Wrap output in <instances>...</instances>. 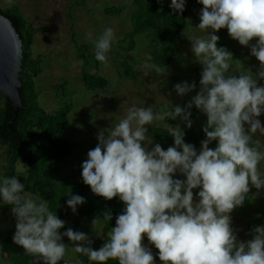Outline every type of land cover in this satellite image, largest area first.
<instances>
[{"label":"clouds","instance_id":"1","mask_svg":"<svg viewBox=\"0 0 264 264\" xmlns=\"http://www.w3.org/2000/svg\"><path fill=\"white\" fill-rule=\"evenodd\" d=\"M186 3L171 0L170 8L182 16ZM198 3L203 8L196 29L204 35L187 36L196 62L203 66L197 95L184 107L170 102L160 111L133 104L110 129L99 132V143L82 164L83 182L94 194L109 201L118 197L125 204L103 246L94 249L90 235L72 228L61 233L65 221L50 210L49 201L26 192L18 176L0 177V201L11 206L16 219L13 242L32 257V264H60L69 248L94 264H156L152 248L143 243L145 236L159 250L162 264H264V226L254 227L252 239L245 242L236 234L231 215L244 205L251 188L264 190V142L259 139L264 136L259 119L264 115V85L259 84L264 80V0ZM225 28L242 46L255 40L251 55L260 62L255 74L239 71L241 62L218 46L215 33ZM116 39L111 27L97 38L98 62L107 63ZM174 90L183 97L196 90V83H177ZM193 106L207 117V139L199 152L185 142L181 127H193ZM177 119L181 123L175 126L164 124L174 146H152L149 127ZM214 141L215 148H210ZM177 174L186 179L175 178ZM66 203L75 214L86 200L71 195ZM112 219L111 210L93 219L97 237Z\"/></svg>","mask_w":264,"mask_h":264},{"label":"rangeland","instance_id":"2","mask_svg":"<svg viewBox=\"0 0 264 264\" xmlns=\"http://www.w3.org/2000/svg\"><path fill=\"white\" fill-rule=\"evenodd\" d=\"M162 1L171 2V0ZM114 6L123 9L119 15L110 16L104 13L105 8ZM0 8H18L28 22L35 27L47 29L45 33L38 31L34 34L32 46V53L43 58L40 65L41 74L35 78L39 106L51 111L65 105V102L72 105L67 137L76 149L69 159L59 165L58 172L47 169L46 174L52 178L60 177L70 182L84 183L82 164L87 160L88 152L99 143L97 139L99 132L110 129L115 122L127 114L128 108L133 104L138 107L153 106L154 111L170 107V102L173 106L184 107L200 90L199 81L203 66L196 62L191 51V42L187 37L204 35L196 29L200 23L199 17L203 8L198 0H187L186 29L177 40L178 55L173 64L164 70H157L151 65L150 56L153 48H149L144 34L136 35L133 38L134 49H128L130 39H126L125 35L132 31L131 17L136 9L132 0H11V2L0 0ZM108 27L114 29L117 39L108 53L107 63L96 61L95 53H90L89 50L80 53L72 41L73 39L78 44L95 46L97 38ZM215 34L220 37L218 46L227 48L233 53L234 59L241 62L239 71L251 70L254 74L258 71L260 62L251 55V44H254L255 40L245 47L232 39L226 28ZM123 64H130L133 67L135 78L129 79L122 75ZM96 71L108 84L105 88L91 91L84 87L81 76L83 72L95 73ZM232 74L239 75L235 69H232ZM171 77L182 78L189 84L195 82L196 90L183 97L177 93L170 94L168 87L163 85V81ZM64 82L67 83L65 97L57 93V85ZM259 84L264 85V80H260ZM2 100L3 97L0 94V102ZM198 112L205 115L193 106L191 114ZM259 119L264 125V115H261ZM175 122L181 123L179 119ZM166 123L169 121L158 122L155 128L149 127L148 135L153 140L152 146L157 143L153 131L156 128L167 131L164 127ZM204 126L205 121L199 118L193 121L191 129L181 124L184 131H200ZM259 139L264 142V136ZM201 147L202 145L197 149L198 152ZM209 147L211 148L210 145ZM2 168L3 161H0V177L3 175ZM260 169L264 171V162L261 163ZM24 171L23 164L20 162L17 166V178L21 183H23ZM175 178L186 179L179 174ZM31 196L39 198L33 194ZM0 204L4 205L2 201ZM90 206L93 210H99V204L94 198L90 199ZM231 215L232 226L236 229L239 239L245 242L252 239L248 226L253 218L264 215V190L258 192L254 187L251 188L244 205L234 209ZM92 221L84 219L79 231L90 235L93 240L92 247L98 250L103 245L94 244V241L103 238L105 223L99 229L101 237H97L93 232ZM10 228L11 215L0 212V264H11L1 259V245ZM64 243L72 246L69 240ZM143 243L152 248L157 264L154 245L150 244L146 236ZM65 261L67 264H78V254L69 248L64 261L60 264H65ZM29 264H32L31 256ZM89 264L94 262L89 261ZM108 264H117V262L109 261Z\"/></svg>","mask_w":264,"mask_h":264},{"label":"trees","instance_id":"3","mask_svg":"<svg viewBox=\"0 0 264 264\" xmlns=\"http://www.w3.org/2000/svg\"><path fill=\"white\" fill-rule=\"evenodd\" d=\"M136 7L131 17L132 31L127 33L126 39H130L128 49L133 50L135 44L133 38L138 34H144L149 48L152 47L150 63L158 70L169 68L176 60L178 55V37L186 29V13L180 16L173 13L170 8L171 2L165 3L162 0H132ZM121 7H109L104 9V13L110 16L119 15L122 12ZM0 12L8 18L23 41V65L21 72L20 94L25 107L16 120L12 112L11 105L3 97L0 102V161H3L2 177L17 176V166L20 162L24 168L25 191L38 196L42 200L49 201V208L58 217L65 221V227L61 233L68 228L79 231L81 222L84 219L93 220L106 210H111L113 219L105 223L104 236L100 240L94 241V244H104L107 239L106 233L111 227L116 226V218L122 214L125 205L119 198L109 201L103 197L94 194L90 186L85 183L70 182L63 178H52L46 174L47 169L58 172L59 165L69 159L76 147L67 137L69 126V117L72 111V105L65 102V105L59 106L55 110H44L38 104L39 93L36 90L35 78L41 74L42 56H35L32 53L34 44V34L38 31L46 32L44 27H35L28 22L18 8L1 9ZM77 50L80 53L89 50L95 53V46H87L76 43ZM97 61V60H96ZM124 71L122 75L129 79L135 78L133 67L130 64H123ZM81 81L88 90L102 89L107 86V81L92 72H83ZM185 80L179 77H171L163 81V85L168 87L170 94H175V85L183 83ZM58 92L66 95L67 83L57 85ZM58 94V95H59ZM192 120L197 118L205 121L206 115L199 112L191 114ZM14 120V121H13ZM170 124L176 125L179 122L169 120ZM185 142L192 144L198 149L201 142L207 139L203 129L200 131H185ZM155 140L164 150L174 146V138L167 135V131L156 128L153 131ZM217 142L210 144L215 148ZM198 190H194V194ZM71 195H80L85 198L86 203L79 206L74 214L67 206L66 201ZM94 198L99 204V210H93L90 206V199ZM2 214L11 215V228L1 245V259L11 264H29L30 255L25 250L13 242V235L16 231V219L12 213L11 206L0 204ZM256 226H264V215L253 218L248 226L251 231ZM68 240L63 238V242ZM159 250L156 249L157 264H162L158 257ZM79 264H89L87 257L78 254Z\"/></svg>","mask_w":264,"mask_h":264},{"label":"water","instance_id":"4","mask_svg":"<svg viewBox=\"0 0 264 264\" xmlns=\"http://www.w3.org/2000/svg\"><path fill=\"white\" fill-rule=\"evenodd\" d=\"M23 59V41L0 12V94L11 105L14 120L25 110L20 94Z\"/></svg>","mask_w":264,"mask_h":264}]
</instances>
